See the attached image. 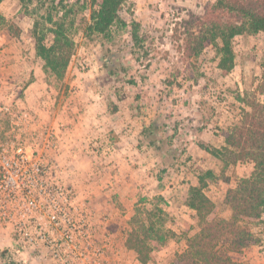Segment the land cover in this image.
<instances>
[{"label":"rangeland","instance_id":"rangeland-1","mask_svg":"<svg viewBox=\"0 0 264 264\" xmlns=\"http://www.w3.org/2000/svg\"><path fill=\"white\" fill-rule=\"evenodd\" d=\"M215 1L125 0L119 15L127 25L112 27L111 39L87 33L90 0L0 1V147L20 166L16 198L39 203L30 211L35 244L0 226V264H141L126 238L132 219L153 204L170 233L147 264H168L198 229L185 205L198 176L214 203L208 217L230 216L225 193L250 166L228 165L199 144L220 148L222 131L247 108L239 98L252 97L264 76V30L233 39L234 67L225 75L214 45L190 61L174 28ZM57 24L73 41L62 76L45 69L35 49V36L46 32L49 44ZM111 114L119 123L106 129ZM120 134L131 144L124 158L110 146ZM255 230L260 241L232 255L242 264H264V223Z\"/></svg>","mask_w":264,"mask_h":264},{"label":"trees","instance_id":"trees-1","mask_svg":"<svg viewBox=\"0 0 264 264\" xmlns=\"http://www.w3.org/2000/svg\"><path fill=\"white\" fill-rule=\"evenodd\" d=\"M1 1V0H0ZM125 0H90V16L86 30L88 34L112 37V27H126L119 15ZM175 27L173 36L182 40L180 49L190 61L201 51L214 45L219 55L217 67L222 74L234 67L233 39L242 34L254 35L264 30V0H216L201 16L189 15ZM36 28V26H35ZM51 42L45 43L46 32L35 36V49L44 61V68L62 76L73 53V41L61 24L49 28ZM178 32V33H177ZM130 36L134 43L139 41V24L130 23ZM264 76L252 97L239 98L244 105L238 120L222 131L223 144L220 148L199 147L225 157V163L235 165L248 162L250 170L239 177L234 186L227 189L224 202L231 213L228 218L212 217L214 203L204 192L206 183L198 176V183L189 186L185 205L193 209L199 221L198 229L185 238V247L177 252L168 264H242L232 255L260 241L255 230L264 223ZM156 126L155 120L150 121ZM212 176L211 171L206 172ZM144 218L136 216L126 238V246L133 249L141 264H147L150 252L164 245L170 231L162 226L163 210L156 204ZM154 216L157 218L154 220Z\"/></svg>","mask_w":264,"mask_h":264},{"label":"built area","instance_id":"built-area-1","mask_svg":"<svg viewBox=\"0 0 264 264\" xmlns=\"http://www.w3.org/2000/svg\"><path fill=\"white\" fill-rule=\"evenodd\" d=\"M17 167L20 168L14 154L5 147H0V226L8 224L13 226L17 232L25 235L27 242L35 244L37 237L33 236L32 231L35 228V218L30 211L34 207H39V203L32 197L23 198L22 201L16 198L13 189L16 184ZM37 233L40 240L45 238L44 233L40 234L39 230Z\"/></svg>","mask_w":264,"mask_h":264},{"label":"crops","instance_id":"crops-1","mask_svg":"<svg viewBox=\"0 0 264 264\" xmlns=\"http://www.w3.org/2000/svg\"><path fill=\"white\" fill-rule=\"evenodd\" d=\"M260 32V31H259ZM258 32V33H259ZM111 117H113V119L111 118ZM128 122L130 121L129 119L127 120ZM122 122V121H121ZM119 123V120H118V117H115V116H113V114H111L110 115V117H107V115H106V129H110V128H113L114 129V127H115V124H118ZM124 123H126V122H124ZM132 124H135V123H133V122H131ZM126 126H127V124H126ZM129 128H131L130 126H129ZM115 131V133H118V131H117V129H115L114 130ZM118 138H121V140L119 141L118 140V142L115 144H110V146L112 147V149L114 150V151H116V153H117V155H119V156H121V157H123L124 158V156L122 155V153H128L129 154V152H132L130 149H129V147L131 146V144H128L127 143V136H124V135H118L117 136ZM123 140V141H122ZM223 143V142H222ZM127 158V157H126ZM156 159H157V157H155L154 159L152 158V160L154 161V162H151L152 164L153 163H156L155 161H156ZM135 160H137V158L136 157H134V161ZM138 161V160H137ZM146 162V161H145ZM239 165V163H237L236 164V166H238ZM144 167H147V166H144ZM246 169V168H245ZM249 172V170H246V173L244 172V170H241L240 169V171L238 172L239 173V176L238 177H241V176H243V175H245V174H247ZM157 181H159L158 179H157ZM175 190V185H172V187H171V189H170V191L171 190ZM0 232H2V231H0ZM0 237L1 238H3V233H1L0 234ZM262 246H264V245H262ZM262 246H259V248H261ZM252 247H254V246H252ZM251 247V248H252ZM249 250V249H248ZM246 251V250H245ZM262 253H263V255H264V250H262Z\"/></svg>","mask_w":264,"mask_h":264}]
</instances>
